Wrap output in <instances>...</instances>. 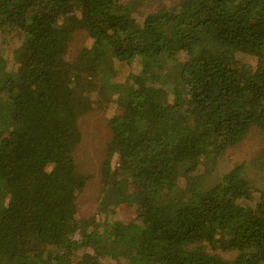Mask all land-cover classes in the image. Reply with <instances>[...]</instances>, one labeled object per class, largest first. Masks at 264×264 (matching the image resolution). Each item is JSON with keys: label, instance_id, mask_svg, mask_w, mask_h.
<instances>
[{"label": "trees", "instance_id": "1", "mask_svg": "<svg viewBox=\"0 0 264 264\" xmlns=\"http://www.w3.org/2000/svg\"><path fill=\"white\" fill-rule=\"evenodd\" d=\"M251 129L264 0H0V264H264Z\"/></svg>", "mask_w": 264, "mask_h": 264}, {"label": "rangeland", "instance_id": "2", "mask_svg": "<svg viewBox=\"0 0 264 264\" xmlns=\"http://www.w3.org/2000/svg\"><path fill=\"white\" fill-rule=\"evenodd\" d=\"M83 41V37L75 39L72 46L69 48V51H71V48L73 49L77 46L80 47L83 44ZM112 89L114 91L117 90V86L112 87ZM96 115L98 114H95V116L90 117V119L87 120L85 125H89L91 131H94L91 135V138H94L97 141H92L90 139V136L85 137L84 141H86V145L81 151L79 150V157L84 158L86 161L89 162L88 166L86 167L89 170L98 168L97 163L95 161L99 157L100 150L97 149L95 144L97 146H100L101 148L102 144L105 145L104 142L109 141L110 138L109 121L106 120V117L104 115H102V117L99 119L98 117H96ZM263 139L264 132H260L257 129H251L243 138V140L240 141L237 145L232 146L227 153L228 155L223 158L224 169L230 167L231 163L237 159H249L254 154L258 155L260 152L259 147L263 144ZM95 181L96 178H92L89 184L86 185L82 194L80 195L79 204L81 205L82 210L88 211L91 209V206L93 204V198L96 196L95 187L97 183H95Z\"/></svg>", "mask_w": 264, "mask_h": 264}]
</instances>
